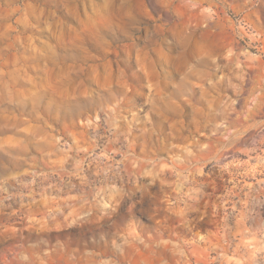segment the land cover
<instances>
[{
  "label": "clouds",
  "instance_id": "obj_1",
  "mask_svg": "<svg viewBox=\"0 0 264 264\" xmlns=\"http://www.w3.org/2000/svg\"><path fill=\"white\" fill-rule=\"evenodd\" d=\"M0 264H264V0H0Z\"/></svg>",
  "mask_w": 264,
  "mask_h": 264
}]
</instances>
